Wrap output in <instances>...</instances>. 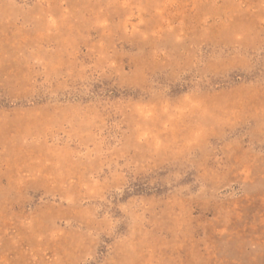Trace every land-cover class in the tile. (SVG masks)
Wrapping results in <instances>:
<instances>
[{"label": "rangeland", "instance_id": "374dc122", "mask_svg": "<svg viewBox=\"0 0 264 264\" xmlns=\"http://www.w3.org/2000/svg\"><path fill=\"white\" fill-rule=\"evenodd\" d=\"M0 264H264V0H0Z\"/></svg>", "mask_w": 264, "mask_h": 264}]
</instances>
